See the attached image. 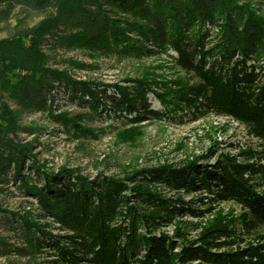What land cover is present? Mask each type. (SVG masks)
Segmentation results:
<instances>
[{"label":"trees","instance_id":"16d2710c","mask_svg":"<svg viewBox=\"0 0 264 264\" xmlns=\"http://www.w3.org/2000/svg\"><path fill=\"white\" fill-rule=\"evenodd\" d=\"M35 17L39 20L30 23ZM3 24L10 33L0 38V192L1 185L13 182L36 199L42 216L67 232L52 234L27 214H17L24 243L18 254L31 257L48 245L69 264H264L262 15L240 0H0ZM46 44L54 50L137 57L173 50V61L195 82L163 92L144 79L101 87L51 65ZM57 88L95 111L109 110L130 122L162 115L151 108L153 92L168 113H213L243 123L258 149L219 155L210 166L160 165L124 177L99 173L90 178L66 166L55 170L37 159L32 143L18 140L17 117L2 97L21 109L48 111L66 128L84 131L79 121L54 115ZM154 185L171 191L206 189L213 194L206 197L210 202H234L243 210L239 230L235 220L219 213L193 238L181 227L173 235L161 231L175 216L204 218L213 206L204 203L205 197L199 199L201 207L185 205Z\"/></svg>","mask_w":264,"mask_h":264},{"label":"rangeland","instance_id":"374dc122","mask_svg":"<svg viewBox=\"0 0 264 264\" xmlns=\"http://www.w3.org/2000/svg\"><path fill=\"white\" fill-rule=\"evenodd\" d=\"M240 1L250 4L264 17V0ZM38 20L35 17L30 23ZM6 26H0V38L10 33ZM44 51L49 54L51 65L69 69L75 78L100 82L103 84L101 87L114 83L133 85L135 79H144L150 81L153 90L163 92L166 88L173 90L179 85L195 82L191 73L173 61L169 55L174 54L173 50H156L153 54L137 57L106 55L83 49L54 50L46 44ZM71 60L81 66L71 65ZM154 82L162 86H155ZM52 95L54 115L65 114L72 121H79L84 131L66 128L48 111L21 109L8 96L3 95L2 99L8 102L17 117L20 127L18 140L32 143V152L37 159L47 162V166L55 170L66 166L79 168L83 175L90 178L99 173L124 177L136 170L160 165L181 167L195 162L196 165L210 166L217 162L219 155L237 156L241 151L258 149L257 138L243 123L213 113L196 117L189 110L168 113L153 92L148 95L151 108L162 112V115L146 114L136 122H130L109 110L95 111L79 100L71 99L63 88L54 89ZM130 116L134 117L135 114ZM238 158L242 159L240 156ZM28 171L24 169L25 173ZM1 186L4 191L0 192V205L3 208L0 215V240L3 242L0 264H69L61 260L53 247L48 245H43L41 251L31 257L17 253L16 248L24 246L16 228L17 214H27L52 234L65 235L67 232L50 216H42L36 199L19 190L13 182ZM154 187L164 196L181 199L185 205L201 207L203 202L199 199L205 197L204 203L213 206L212 213L204 218L191 214L175 216L172 223L161 228L169 235L181 227L189 238H193L198 234L199 226L207 225L219 213L228 215V218L236 221L234 226L238 230L240 228L239 219L243 210L234 202H210L206 197H213V194L206 189L187 192L171 191L159 185Z\"/></svg>","mask_w":264,"mask_h":264}]
</instances>
